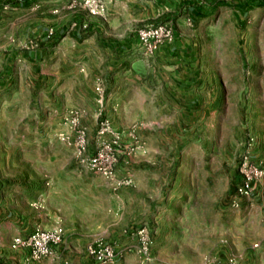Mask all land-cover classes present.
<instances>
[{
    "label": "crops",
    "instance_id": "obj_1",
    "mask_svg": "<svg viewBox=\"0 0 264 264\" xmlns=\"http://www.w3.org/2000/svg\"><path fill=\"white\" fill-rule=\"evenodd\" d=\"M26 1L28 6H11L0 0V9H18L24 14L33 11L36 18L33 29H28L23 36L32 35L36 47L22 50L19 54L24 69L20 79L27 81L29 86L18 88L8 96V82L0 80L1 105L12 109L17 107L18 111L20 105L30 106L36 114L39 113L40 119L47 112L53 124H58L68 110H77L90 144L96 127L97 106L93 84L97 78L102 81L105 94L102 113L118 131L126 132V129L142 121L149 128L167 130L166 142L173 137L180 143L171 130L190 125L200 129L203 116L209 114L212 117L219 107L216 68L210 73L208 88L203 91L200 73L202 48L200 40L198 42L202 25L221 8L219 4L225 3L223 1L230 4L223 5L230 9L227 19H232V25L239 23L242 27L247 24L250 13L259 14L264 8V0H101L105 6L103 17L88 13L85 14L87 17L74 15L76 22L73 27L58 29L55 24L52 34L47 36L48 23H55L58 17H48L46 12L55 7L61 8L63 2ZM263 16L262 12L258 22ZM186 18L190 19V25L186 24ZM165 21L172 25L173 41L159 46L152 57L143 58L135 30ZM83 24L86 26L84 29L81 27ZM213 38V56H216L218 41L216 36ZM36 123L39 122L36 120ZM20 133V142L24 144L25 130ZM145 157H151L156 164L147 163ZM158 158L169 160L170 156L156 152L134 154L129 163L136 164L135 168L116 172L119 178L129 177L130 184L116 190H110L109 182L79 168L75 161L78 173L65 165L58 168L54 164L58 156L54 153L42 155V179L37 182L30 183L23 177L12 181L0 177V197L2 191L5 193L1 198L5 215L4 221L0 222V251L13 253L9 249L11 239L26 237L35 225L49 229L58 227L63 221L70 226L73 240L69 237L68 242L73 245L75 235L86 229L99 234L107 242H129L126 247L133 242L125 232L140 227L139 222L144 221L152 240L151 247H155L158 241H166L168 246L165 247L169 249L176 242L193 241L198 244L201 241L212 245L225 242L226 245L216 250L219 255L231 252L227 246L231 239L242 244L246 264H264V196H259L261 187H264V176L255 193L258 201H254L253 205L242 201L244 206L240 218H231L227 213L218 217L216 203L212 204L210 200L208 205L210 211L213 207V219L210 213L208 219L202 215L200 220H195L193 206L196 201L190 203L191 197L187 196L186 188L175 180L180 171L184 173L185 170H171L167 163L159 165ZM124 159L119 157L118 164ZM180 159L184 157L180 156ZM198 159L201 161L202 156L198 155ZM11 160L7 153L0 156V170ZM143 162L145 167L141 164ZM33 197L41 208L34 210L29 207L30 203L26 207L25 201ZM206 204H202L199 198L197 207L201 209L200 205ZM127 216L129 218L125 220ZM87 245L83 248V259L95 264L85 255ZM120 247L123 248L122 245ZM73 251L78 253V250ZM128 254L130 252L113 264L124 261ZM9 259L12 261L6 263L35 264L25 263L19 255ZM69 264L78 262L73 259Z\"/></svg>",
    "mask_w": 264,
    "mask_h": 264
},
{
    "label": "rangeland",
    "instance_id": "obj_2",
    "mask_svg": "<svg viewBox=\"0 0 264 264\" xmlns=\"http://www.w3.org/2000/svg\"><path fill=\"white\" fill-rule=\"evenodd\" d=\"M56 2L63 3L61 8L60 6L55 7L49 10L48 13L46 12L48 17H53V19L58 17L55 23H48L47 32H53L55 24L58 29L66 27L69 30L70 26L76 22L74 15L87 17V11L82 0ZM223 2L225 3L219 4L221 8L206 20L207 24L202 25L201 36L198 39L202 48L200 73L203 78V91L209 86L210 73L214 68L217 69L216 91L219 101L217 111L212 114V117L209 114L203 116L200 129L190 125L186 128L171 130V132H174L173 135H177L176 140L178 139L180 143L175 141L173 137H170L169 141L166 142L164 137L167 130L149 128L145 125V122L140 121L136 126L134 125V127L125 130L133 134L132 136L137 140L138 148L129 156H123L125 158L124 162L117 165V170L135 168L136 164L129 163L134 154L143 155L156 152L169 155V160L158 158L157 163L159 165L170 164L168 168L171 170L176 168L185 170L184 173L180 171L175 180H179L186 188L187 196L191 197L190 203L196 201L193 206L195 220H200L202 215H205V218L208 219L210 213L212 215L211 219H213V207L210 211L208 205L210 200H212V204L216 203L218 217L227 213L231 218H240L244 203L241 204L238 211L234 210L232 213L227 211L231 210L228 208V200L232 194V182L237 175L241 145L248 133L264 140V16L258 22L262 12L264 15V8L260 9L261 13L259 14L250 13L247 24L245 23L242 27L239 23H237L238 25H232V19H227L230 9L224 6L230 4L228 1ZM46 19L50 20V18ZM35 21L33 11L24 14L19 12L18 9L10 10L6 8V10H3L2 7L0 9V80H7L6 93L8 94L17 91L18 88L24 89L29 86L27 81L24 82L20 79L24 69L19 54L22 50L29 51L33 49L28 47L30 43H35L32 35L23 36L28 29H33ZM213 36H216L218 41L216 56H213ZM211 83L213 85V80ZM38 99L40 98L38 97ZM1 101L0 156L2 157L3 154L7 153L12 160L6 167L2 166L0 177L10 181L23 177L30 183L37 182L42 179L40 159L42 155L51 153L58 156V161L54 162L58 168L65 165L64 167L67 166L78 173L79 168L74 162L71 150L60 144L56 139L57 132L64 129L61 120L58 124H53L50 117L46 115L47 112L40 119L39 113L36 114V110L30 106L23 107L20 105V111H18L17 107L14 109L3 107ZM148 115L150 114H146V116ZM36 120L39 123H36ZM21 130H25L23 135L25 137L24 144L20 142ZM173 141L176 143L174 144ZM128 142H130V139L124 140V143L129 144ZM88 144L89 147H92V144ZM198 155L202 156L201 161L198 159ZM180 156L184 159L181 160ZM147 158L145 157L147 163L156 164L155 161H151V157ZM141 164L145 167V162ZM2 192L3 194L0 197V222L4 221L5 215L2 212L3 203L1 200L5 193ZM253 197L247 205L249 203L253 205L254 201H258L257 194H254ZM199 198H201L202 204L207 203L205 206L200 205L201 209L197 207ZM33 200L34 197L25 201L27 208L29 203L34 202ZM203 207L206 209L205 211H203ZM127 218L129 216L125 220ZM68 220L66 219V221ZM101 222H103L102 219ZM139 223V226H145L146 224L144 221ZM58 227L61 229V241L57 249H54V257L55 259L60 258L65 264L73 262V259L78 264H91L88 260L85 259V262L83 259L84 246L94 242H107L99 234L83 229L75 235V245H73L68 242L69 237L73 240L71 231H69L70 226L63 221ZM86 228L89 229V227ZM134 230L128 233L125 232V234L132 239L134 238ZM134 240L135 238L132 239L133 243ZM122 242L107 243L119 244L118 248L129 243ZM224 245H226L225 242L212 245L201 241L198 244H194L193 241H184L179 244L176 242V245H172V249H169L165 247L168 246L166 241H158L155 247H151L149 260H141L134 253H130L124 261L118 264H225L226 260L231 257L236 260V264L247 263L245 251H242L240 242H233L230 239L227 246H229L231 252L217 255L216 250ZM73 250H78V253ZM171 250H174V252H171ZM17 255L22 260L28 258V254L24 250L14 251L13 253L0 251V264H9L6 263L11 260L9 257Z\"/></svg>",
    "mask_w": 264,
    "mask_h": 264
},
{
    "label": "built area",
    "instance_id": "obj_3",
    "mask_svg": "<svg viewBox=\"0 0 264 264\" xmlns=\"http://www.w3.org/2000/svg\"><path fill=\"white\" fill-rule=\"evenodd\" d=\"M83 6L90 16L103 17L105 6L101 0H82ZM185 22L190 25V19ZM74 24L71 25L73 27ZM84 29L85 24L81 25ZM52 34L47 32V36ZM140 55L148 59L154 55L162 44L173 41L172 25L169 21L156 25H144L135 30ZM29 48L36 47L30 43ZM27 49V47H26ZM94 102L97 106L95 131L89 148L86 130L79 122L77 110H68L61 118L64 126L59 130L56 139L63 146L72 151L77 166L109 182L111 189L116 190L130 184L129 177L116 176L119 157H127L138 148L137 140L133 134L115 129L109 119L102 113L105 94L102 81L97 78L93 84ZM130 139L129 144L124 138ZM233 193L229 198V208L239 210L242 201L249 202L262 183L264 176V140L248 133L241 145L237 163V173ZM259 196H264V187H261ZM34 210L41 208L39 202L29 204ZM61 229L54 227L44 229L35 225L26 237L15 236L9 243L12 251L24 250L28 258L24 261L35 264H65L54 257V247L60 244ZM134 243L123 248L107 242H94L85 247V255L95 264H113L123 259L126 253H134L141 260H149L152 240L144 226L135 228L133 232ZM132 238V239H134ZM50 260V262H46ZM204 264V263H202ZM210 264V263H207ZM225 264H236L234 258H228Z\"/></svg>",
    "mask_w": 264,
    "mask_h": 264
},
{
    "label": "trees",
    "instance_id": "obj_4",
    "mask_svg": "<svg viewBox=\"0 0 264 264\" xmlns=\"http://www.w3.org/2000/svg\"><path fill=\"white\" fill-rule=\"evenodd\" d=\"M7 4L9 5H22V6H28L29 3L26 0H5Z\"/></svg>",
    "mask_w": 264,
    "mask_h": 264
}]
</instances>
